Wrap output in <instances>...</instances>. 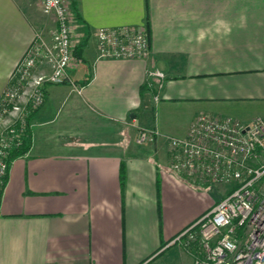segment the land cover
I'll use <instances>...</instances> for the list:
<instances>
[{
    "label": "crops",
    "instance_id": "0c3cea01",
    "mask_svg": "<svg viewBox=\"0 0 264 264\" xmlns=\"http://www.w3.org/2000/svg\"><path fill=\"white\" fill-rule=\"evenodd\" d=\"M72 5L74 84L46 85L30 148L11 160L0 264H194L173 241L231 185L171 171L168 137L204 113L264 118V0ZM42 8L0 0V96L36 34L51 39L56 20ZM120 25L147 26V59L98 58L97 29ZM141 127L158 132L153 142L137 143Z\"/></svg>",
    "mask_w": 264,
    "mask_h": 264
},
{
    "label": "built area",
    "instance_id": "2783aa9c",
    "mask_svg": "<svg viewBox=\"0 0 264 264\" xmlns=\"http://www.w3.org/2000/svg\"><path fill=\"white\" fill-rule=\"evenodd\" d=\"M43 12L56 27L50 41L37 33L15 66L0 96V200L9 177L12 150L28 136L30 117L44 103L46 85L71 83L76 59L72 0H43ZM99 59H147L146 25L102 26L96 31ZM149 76L161 77L158 71ZM158 132L139 128L137 143ZM169 167L193 181L231 185L211 210L173 242L193 255L194 264H264V118L244 123L232 116L199 114L183 137L169 136Z\"/></svg>",
    "mask_w": 264,
    "mask_h": 264
},
{
    "label": "trees",
    "instance_id": "16d2710c",
    "mask_svg": "<svg viewBox=\"0 0 264 264\" xmlns=\"http://www.w3.org/2000/svg\"><path fill=\"white\" fill-rule=\"evenodd\" d=\"M76 53H78V51ZM29 148H30V139H28V136H27L22 146L12 150L9 156V160H12L14 157L18 155L25 154L29 150Z\"/></svg>",
    "mask_w": 264,
    "mask_h": 264
},
{
    "label": "rangeland",
    "instance_id": "374dc122",
    "mask_svg": "<svg viewBox=\"0 0 264 264\" xmlns=\"http://www.w3.org/2000/svg\"><path fill=\"white\" fill-rule=\"evenodd\" d=\"M226 192H227V190L225 189V190H224V193H226ZM216 193H217V194H220L218 189L216 190Z\"/></svg>",
    "mask_w": 264,
    "mask_h": 264
}]
</instances>
